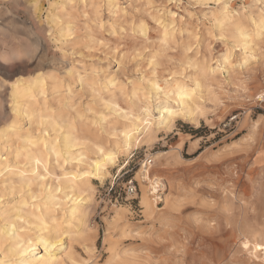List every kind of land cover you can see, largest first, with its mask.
<instances>
[{
    "label": "rangeland",
    "instance_id": "rangeland-1",
    "mask_svg": "<svg viewBox=\"0 0 264 264\" xmlns=\"http://www.w3.org/2000/svg\"><path fill=\"white\" fill-rule=\"evenodd\" d=\"M13 1L0 0V134L14 116L11 84L43 76V98L48 99L52 116L61 125L70 121L74 136L81 139L73 154H85L80 166L84 168L97 158L95 144L109 151L119 142L123 120L106 108L109 93L93 91L90 78L79 81V77L116 78L127 99L119 92L114 99L124 111H136L144 102L131 98V88L138 85L146 90L154 78L161 88L174 82L192 87L193 80L200 85L192 96L201 110L195 123L176 120L169 131L156 130L153 141H143L127 153L121 151L101 182L91 179L93 192L80 196L84 199L80 209H87L82 218L86 215L87 220L79 226L80 235L86 233L84 240L80 242L78 234L62 242L75 261L106 264L112 251H117L135 264H264V251L256 255L252 251L254 244L264 245V31L252 37V53L236 51L235 27L226 22L221 28L214 22L227 3L230 23L241 20L239 24L249 29L250 20L259 12L264 14V0H115L119 9L124 8L116 12L109 9L108 0ZM172 14L173 31L164 36L159 23H170ZM233 16L242 19L233 20ZM232 48L231 65L225 64L231 67L228 74L221 67L207 76L201 73L203 60L214 67ZM51 78L60 82L59 89H51ZM160 98L152 94L149 101L171 104L173 95ZM32 121L37 123L19 118L22 131L41 132L43 127ZM59 131L51 128L46 134L58 141L64 129ZM1 139V146L11 140L6 144L9 151L17 146L16 139ZM0 156L9 159L4 152ZM67 167L74 170L76 166ZM142 171L159 183L155 192ZM2 177L0 207L13 206L27 190L16 198L18 189L13 191L4 182L9 177ZM128 185L132 193L127 192ZM33 190L38 200L40 190L34 186ZM67 191L62 189V193ZM144 192L149 211L141 203ZM66 241L71 248L65 246Z\"/></svg>",
    "mask_w": 264,
    "mask_h": 264
},
{
    "label": "bare ground",
    "instance_id": "bare-ground-1",
    "mask_svg": "<svg viewBox=\"0 0 264 264\" xmlns=\"http://www.w3.org/2000/svg\"><path fill=\"white\" fill-rule=\"evenodd\" d=\"M107 3L111 11L112 10L114 12L123 11L124 9V8L123 9L121 8L122 10L119 9L120 6L118 7L115 0H108ZM229 9L230 8L227 3H224L221 6L218 16L214 18L215 25H217V27L222 28V26H224V23L229 22V25H232L235 27L234 28L235 34L234 35L232 34L233 35L232 37L235 39V42L237 43L233 45V43L230 42L231 40L229 39L230 44L232 43V45L236 47V51H238L237 49H239V51L241 49L242 51L248 50L249 52H251L252 51V46H251L252 37L259 36L262 34V31H264V14L262 12H259L256 15L255 19L250 20V28L247 29L243 27L242 24L241 25L239 24V22L241 23V20H239V22L234 21L230 23L232 15ZM249 15L251 16V14ZM249 15L247 16L249 17ZM173 17H174V14H172V21L170 23L168 22V24H165L162 22L159 23V25L161 26V29L163 30L164 36H166L167 34L173 31V29L171 28V26L174 23ZM238 18L239 17L237 18L235 17L233 20L237 19L238 21ZM114 19H117V18H114ZM94 25L96 26V24ZM109 26L111 28L112 25L109 24L108 27ZM113 26L115 27L114 24ZM85 28L86 27H84V30ZM97 28L98 27L96 26L95 29ZM4 34L5 33H3V35ZM89 36L91 37V35ZM195 43H198V42H195ZM195 43H192V44H195ZM229 50L230 51H227L225 56L221 55L222 56L221 61L223 62L218 63L215 61L216 66L214 67L212 66V64H210V62L203 60L201 63V67H200L201 73L204 76H207V75L214 73L215 71L218 70V68L221 67V68H224L223 70L228 74L231 68L229 67L231 64L228 62V59L230 57V52L231 50H233V48ZM30 51L31 50L24 51V53H29ZM237 61H239L238 57H237ZM246 62H247V59L242 60L239 66H244ZM172 64H173V61H172ZM225 64H228L229 66L227 65V67H225ZM18 71L19 69H17V72ZM181 72L183 71L181 70ZM36 73L39 74L37 71ZM167 73L169 74V72ZM42 77L41 78L38 77V79L34 78L28 82H24L23 80L19 79V80L14 81L10 86V93H11L10 96L11 98H13V105H14L13 107L14 116L12 117L10 121L5 122L6 127L4 128V130L1 128L3 131L0 134V139L6 138L7 140L9 138V139H13L12 141L14 142H15L14 139H16L17 146L14 148L12 147L13 149L9 151L6 146L8 145L7 143H9L11 140L10 141L7 140L6 142L3 141L2 142L3 147L0 144L1 146L0 153L4 152V154H6V156L9 157V159L6 160L0 156V177L2 176L9 177L8 179L6 178L7 180L4 178L5 179L4 182L8 183L10 188L13 189V191L15 189L16 190L18 189V192H17L18 195L16 194L17 195L16 198L19 196L20 193H22L23 190H27V191L20 194L19 198L17 199L18 201L13 206H9L8 204H5L4 206L2 205V207H0V264H78L73 258L72 253L69 250L67 251L66 247H62V244H63L62 242L66 238L70 240V238L72 237L76 238L78 237L77 236L78 234L80 235V232H81L80 229L82 228L80 227L79 229V226H81L82 224L81 221H84L86 219V215H85V219L82 220L83 215L87 210L86 209L85 212H83V210L80 209V207H82L80 205H82V201L84 200L83 198H80V196L84 193L89 192V190L90 192L91 191L93 192V190L90 189L92 188L91 179H96V180H99V182H101L103 177L105 175L107 177V175L109 174V169L114 168L115 163H116L115 160L121 151L122 152L125 151L127 153L128 151H132V149H137L138 146L143 141L152 140L155 137V133L157 132L156 130L171 129L170 127L174 125V122L176 120H185L190 123H195L198 120V119L195 120V115L200 110L198 106L199 104L197 105L193 101V98H192V96H195L193 95L194 90L196 91V88L200 86L196 80H193L191 82L192 87H189L184 82H174L171 86H168L166 88H161L157 84V82H154L156 81L155 80L156 78H154L152 83L148 82L149 84L146 87V90H144V88H142L141 86L137 85L136 87L131 88L129 94L131 98L136 99V100H143L144 102L142 105L140 104V106H138L136 111H133L134 108L132 109V107H131L132 110L124 111L117 106L115 99H114L115 94L118 92L125 95L124 93L125 90L119 86L117 81H115L116 78L113 79L111 77L109 78L104 77L102 80H100L95 75L85 74L79 77V81L87 80L88 78H90V85L93 91L99 93L100 91L104 90L106 93H109V97L105 101L104 104L106 108L109 109L110 112H112V114H114L115 116H118L117 119L120 117L123 120V123L121 124V128H119V130L117 129L118 130L117 136L119 137V142L116 145H114V148L112 149L111 147L112 150L107 148L109 149V151H107L102 146L95 144L94 147L92 148L95 149L97 158L95 160L94 158H92V160L90 159L91 161H89L88 164H85L84 168L83 166L81 168L80 166L83 165L85 154L81 152H80L81 154L78 153L79 155L77 156H74L73 154L74 151H76L75 148L78 146V144H76V141L77 142L78 140L81 141V139H78L77 137L74 136L75 134L73 132L74 128L70 121L66 120L64 121V125H61L58 123V120H57L58 118L52 116L51 111L53 109H50V107L47 105L48 99L45 100L43 98L45 94V87H44L45 81L43 80ZM183 77L185 76L183 75ZM55 78H51L52 84L50 87L52 90L59 89L60 87V82L56 80ZM1 88H0V92L2 90ZM152 94L155 99H160V101H161L160 97L164 99L165 98L168 99L170 95H173V98L170 100L171 104L167 102L168 100L167 101L164 100L162 102L156 103L155 105L151 104L149 99L151 98ZM126 96L127 95H125V98ZM153 111L155 112L156 117H154ZM81 116L79 118H81ZM21 117L34 119L37 122L35 124V122L32 121L34 122V125H40L41 127H43V130L38 133L37 132L35 133L33 131L34 134L29 133L30 131L29 132L25 130L22 131V129L20 128V124H19V118ZM103 118H104L103 116H100V120L102 122L104 121ZM121 119H118V120H121ZM51 128L55 132H58L59 130L61 131V129H64L63 133H61L58 136L59 137L58 141H57V138L50 139L47 136L46 132L48 131V129H51ZM16 143H14V145ZM78 148L80 147L78 146ZM82 149L83 148H81V150ZM82 152H84V150ZM91 153L92 152H90V154ZM90 154L87 153L86 156ZM67 165H70V167L71 165H75L76 167L74 168V170H72V169H69ZM142 173H145V176H142L143 179L147 180V182L150 183V186L153 192H155L156 191L155 184H159V183L157 181L155 183L153 182L156 179H153L152 177H150V173L148 171H144V172L142 171ZM46 180H48L50 183H46L45 182ZM51 183L55 185L54 189L51 188L52 186ZM33 186L37 187V191L38 189L40 190L41 194L39 193V195L41 197L40 198L38 197L39 198L38 200L36 199L37 197L33 194L34 192L31 194L33 190ZM62 186H66V187L61 188ZM62 189L68 190L67 192L69 193L67 194L62 193ZM33 191H36V190L34 189ZM60 193H62L61 194L62 197L58 196L59 197L58 198L57 195L58 194L60 195ZM6 195H10V193ZM13 195H14V192H13ZM39 195L37 194V196ZM16 198H14V201L16 200ZM141 203L146 210L148 211L150 210L151 205L149 203V200L145 196V192L142 194ZM86 224H87V221H86ZM85 235H82V236H85ZM82 236H81V239L77 238L80 240V242L83 239ZM89 240L87 239L86 241H89ZM71 243H73V241ZM65 244H66L65 246L70 247L67 241ZM261 250L264 251V245L254 244L252 247V251L254 252V255L259 254ZM86 251L88 252L87 249ZM90 254H91V251H90ZM125 256L123 254H120L117 251H114V252L112 251L106 264L129 263L130 261H128ZM148 260L149 259H147V261ZM130 263L135 264L134 261Z\"/></svg>",
    "mask_w": 264,
    "mask_h": 264
},
{
    "label": "built area",
    "instance_id": "built-area-1",
    "mask_svg": "<svg viewBox=\"0 0 264 264\" xmlns=\"http://www.w3.org/2000/svg\"><path fill=\"white\" fill-rule=\"evenodd\" d=\"M147 163H148V160H147ZM126 190H127L128 193H132L133 192V187L131 185H128Z\"/></svg>",
    "mask_w": 264,
    "mask_h": 264
}]
</instances>
